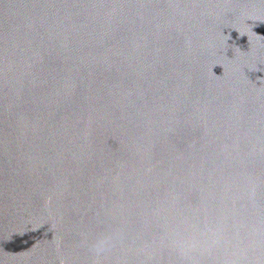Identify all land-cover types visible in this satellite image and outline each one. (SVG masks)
<instances>
[{
	"label": "water",
	"instance_id": "95a60500",
	"mask_svg": "<svg viewBox=\"0 0 264 264\" xmlns=\"http://www.w3.org/2000/svg\"><path fill=\"white\" fill-rule=\"evenodd\" d=\"M0 264H264V0H0Z\"/></svg>",
	"mask_w": 264,
	"mask_h": 264
}]
</instances>
